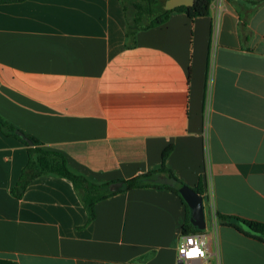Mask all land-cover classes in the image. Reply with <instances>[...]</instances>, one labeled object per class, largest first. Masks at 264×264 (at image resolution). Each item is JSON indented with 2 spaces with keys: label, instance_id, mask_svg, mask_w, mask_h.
Masks as SVG:
<instances>
[{
  "label": "crops",
  "instance_id": "1",
  "mask_svg": "<svg viewBox=\"0 0 264 264\" xmlns=\"http://www.w3.org/2000/svg\"><path fill=\"white\" fill-rule=\"evenodd\" d=\"M252 7L214 0L196 19L173 11L126 47L120 0L0 2V114L96 183L158 170L172 146L167 166L192 188L204 181V203L211 189L216 212L264 223V4ZM27 159L0 131V258L180 264L187 209L173 190L118 191L88 222L66 178L12 195ZM204 211L200 233L218 243L220 264H264L263 241Z\"/></svg>",
  "mask_w": 264,
  "mask_h": 264
},
{
  "label": "trees",
  "instance_id": "2",
  "mask_svg": "<svg viewBox=\"0 0 264 264\" xmlns=\"http://www.w3.org/2000/svg\"><path fill=\"white\" fill-rule=\"evenodd\" d=\"M22 1V0H0V2ZM166 0H120L126 16V47H133L137 44V34L139 31L147 30L166 23L173 11L183 12L190 19L205 17L210 14L211 4L214 0H195L192 6H180L173 10H165L164 4ZM233 2L237 7L239 0H228ZM254 8H258L264 4V0H247ZM245 22V20H244ZM0 131L9 137H14L26 147L28 159L22 169L19 179L11 189L14 197L21 199L28 186L38 178L48 176H58L66 178L72 182L84 209L88 216V222L95 218V205L106 199L118 191H113L110 186L119 181L127 183V190L135 188L161 187L168 188L177 193L183 200L187 215L182 226V234L200 233L204 228H199L192 224L190 220L189 206L179 192V187L185 185L181 182L167 166L166 161L173 151L172 146H168L162 153L161 168L155 171L137 175L128 180H118L107 183H96L87 177L76 174L69 166L65 155L61 152L46 148L44 143L35 136L21 130L16 125L8 121L0 114ZM17 132H20L19 135ZM156 175H163L168 180L175 181L179 187H171L169 185L155 184ZM125 189V190H126ZM203 200L205 199L204 181L200 180L199 184L194 188ZM122 191V190H120ZM205 202V200H204ZM205 204V203H204ZM205 208V205H204ZM218 221L223 225H231L239 228L241 224L247 228L250 235L264 242V223L256 220H249L241 217L225 216L217 212ZM0 264H18L10 259L0 258Z\"/></svg>",
  "mask_w": 264,
  "mask_h": 264
},
{
  "label": "built area",
  "instance_id": "3",
  "mask_svg": "<svg viewBox=\"0 0 264 264\" xmlns=\"http://www.w3.org/2000/svg\"><path fill=\"white\" fill-rule=\"evenodd\" d=\"M204 137L208 136V129L203 132ZM206 175L210 176V170L206 171ZM206 192V191H205ZM206 197V196H205ZM214 195L211 189L208 190L205 207L208 206L210 216L217 220V212L214 206ZM212 247L204 233L183 234L178 244V261L180 264H212V260L219 261V248L216 240Z\"/></svg>",
  "mask_w": 264,
  "mask_h": 264
},
{
  "label": "water",
  "instance_id": "4",
  "mask_svg": "<svg viewBox=\"0 0 264 264\" xmlns=\"http://www.w3.org/2000/svg\"><path fill=\"white\" fill-rule=\"evenodd\" d=\"M195 0H166L164 4L165 10H173L180 6H192ZM19 135L20 132H17ZM127 183L125 181H119L113 183L110 189L113 191L125 190ZM179 192L185 199L189 206L190 220L192 224L199 228L206 227L205 211H204V200L203 197L194 190V188L188 185H182L179 187Z\"/></svg>",
  "mask_w": 264,
  "mask_h": 264
}]
</instances>
